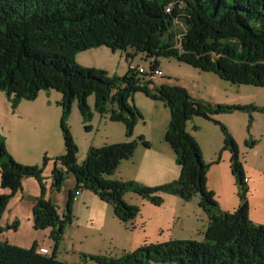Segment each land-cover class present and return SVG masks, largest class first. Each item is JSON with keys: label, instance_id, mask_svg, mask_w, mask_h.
Segmentation results:
<instances>
[{"label": "trees", "instance_id": "obj_1", "mask_svg": "<svg viewBox=\"0 0 264 264\" xmlns=\"http://www.w3.org/2000/svg\"><path fill=\"white\" fill-rule=\"evenodd\" d=\"M103 47L120 51L131 63L126 75L110 78L105 71L77 64L79 53ZM139 55L150 61L153 72H160V60L172 58L233 85L264 88V0H0V90L10 99L12 110L22 101H35L43 91L61 94L65 151L54 158L51 187L61 191L69 176L77 183L61 215L45 200L43 172L51 159L45 156L36 167L22 165L0 136V187L6 192L0 195V264H73L59 261L55 252H41L37 244L28 249L1 241L2 216L10 200L22 191L25 178L36 179L41 185L42 195L32 218L35 229L50 230L55 250L73 221L75 190L96 194L124 225L141 213L125 202L128 193H136L153 206H159L166 195L185 202L200 197L199 208L209 219L203 242L145 243L121 258L81 255L82 264H264V226L249 218L250 189L237 143L214 118L237 108L204 103L181 86L163 83L157 90L150 87L154 74L141 75L132 66ZM137 92L170 110L165 140L181 173L176 181L156 188L113 179L121 161L134 156L139 146L150 148L143 137L130 141L141 119L130 104ZM91 96L94 109L88 103ZM74 103L85 124L91 122L92 111L108 116L113 123H123L128 141L91 148L79 163V149L69 127ZM194 117L214 122L224 135L223 149L230 152L240 199L231 213L222 211L207 190L210 166L187 131Z\"/></svg>", "mask_w": 264, "mask_h": 264}, {"label": "rangeland", "instance_id": "obj_2", "mask_svg": "<svg viewBox=\"0 0 264 264\" xmlns=\"http://www.w3.org/2000/svg\"><path fill=\"white\" fill-rule=\"evenodd\" d=\"M76 60L81 68L105 71L110 78L123 77L127 74L129 64H131L126 61L120 51L112 52L105 47L79 53ZM150 65V61H145L140 55L136 56L132 62L133 67H141L146 71L149 70ZM159 69L160 73L154 75L151 80L156 87L163 83L181 86L193 98L204 103L237 108L215 115L214 118L227 128L237 143L239 162L244 169L245 178L250 181V191L247 194L250 204L249 218L252 223L264 226V88L233 85L214 73H203L199 69L172 58L160 60ZM53 95L56 94L53 93ZM25 102L35 103V101ZM88 103L93 105V96L89 97ZM130 104L137 108L141 116L130 141L142 138L141 135L135 137V133L147 134L153 129L165 131L169 127L170 111L164 103L155 102V100L137 92L131 98ZM92 112L91 122L85 124L78 112L77 103H74L71 108L69 127L75 143H78L82 148L84 147V150H80L77 145L79 163L84 161L89 150L93 148L92 143L102 140L106 130V121L101 120V116L94 111ZM36 113H38V117L35 122L27 120L24 122L20 114L17 115L16 119L8 122L9 119L5 110L0 107V128L7 133L12 129L16 136L25 132L24 135L29 140L32 139L34 148L29 150L28 143L25 161L18 162L31 167L42 165L43 158L48 157L45 147L47 146V139L53 137L52 132L43 128L47 136V139H43V132L39 129L43 127L42 125L51 122L43 114V119L41 118L40 110L36 111L31 108V116L35 117ZM19 116L20 118H18ZM93 117L97 118L96 121ZM111 125L112 127H124L123 123H111ZM220 129L214 122L204 120L201 117H194L187 127V131L198 142L204 162L210 166L207 174V190L213 194L221 210L231 213L240 205L239 188L232 176L230 152L223 149L224 135ZM83 155L84 158L80 159ZM139 159L141 160V157ZM133 160L132 156L130 159L121 162L130 164ZM44 186L45 182L43 181ZM84 193H89L91 198L101 205L94 206V208L86 207L79 211L73 203V221L66 226L60 244L56 248L58 260H65L68 255V261L74 260L77 261L76 264H82L81 255L121 258L124 253L137 250L145 243L167 244L172 241H197V243H201L205 239L204 235L209 219L207 214L199 208L200 197L198 195L190 202H185L176 196L166 195L159 206H153L151 202L144 200L136 193H128L124 197L125 202L130 206L139 208L141 213L138 218L124 225L114 218L115 215L110 206L100 203L101 199L96 194L89 190H85ZM60 214L64 215L65 212H60ZM128 245L130 248H126ZM39 250L43 252L45 249L39 248ZM48 254L51 252L48 251ZM88 264L90 263L88 262Z\"/></svg>", "mask_w": 264, "mask_h": 264}, {"label": "crops", "instance_id": "obj_3", "mask_svg": "<svg viewBox=\"0 0 264 264\" xmlns=\"http://www.w3.org/2000/svg\"><path fill=\"white\" fill-rule=\"evenodd\" d=\"M122 56L125 57L123 54ZM150 87L154 88L155 85L153 84ZM53 93L56 95H53ZM61 99V94L58 92L43 91L40 92L34 104L22 101L15 110H11L12 104L10 99L5 95V93L2 92V90H0V107L5 110L6 116L9 119L8 122H11L12 119H16L18 114L23 117L24 122H26V120L29 122L37 121L38 113L35 114V117H32L31 108L36 111L40 110L41 118L43 119V114L46 116L47 120L51 122L47 123L48 126L42 125L43 127L39 129L41 132H43V139H47V136L44 132L45 130L43 128H47L48 131L52 132L53 134L52 138L47 139V146L45 147L47 156L51 159L47 168L44 169L43 172V181L45 182L46 192L45 200L55 205L60 210V212L64 213L68 200H70V192L74 189L77 183L73 176H69L66 184L64 185L65 188L63 187L61 192L55 191L51 187V184L53 183L52 173L56 166L54 158L64 154L65 151L63 136L60 129L62 110L59 103L61 102ZM89 105L92 109L94 108V103L93 105L89 103ZM20 116L18 118H20ZM74 117L75 116L73 114V118ZM100 118L101 120L106 121V130L102 140H98L97 142L94 141L92 143L93 148H100L107 144L112 145L128 141L125 127H112L111 123L113 122L109 120L108 116H101ZM93 119L96 121L97 118L93 117ZM165 133L166 129L165 131L161 129H153L147 134H140L139 132L135 133V137L137 135L144 137L146 141L150 143V148L139 146L133 156L134 160L130 162V164H123L121 162L118 171H116L115 175L113 176V179L122 180L124 182L134 181L152 188L176 181L179 178L181 169L176 164V155L173 149L165 140ZM24 134L25 132L16 136L12 129L7 133L5 130L0 128V136L5 140L9 153L14 157V159H16L17 162L25 161V155L28 153V143L29 150L30 148H34L32 139L29 140ZM77 145L79 146L78 143ZM81 149L84 150V147H80V150ZM139 157H141V160ZM82 158H84V155L80 159ZM39 184L40 183L36 179L25 178L22 183V191L10 200L7 211L3 214L1 220L2 227L4 228L2 240L8 241L9 243L13 244V246H19L28 249H30L32 245L37 244L38 248L48 250L52 254L53 252L56 253L57 249H54L55 243L50 239V230L40 231L35 229L32 218L33 208L37 202V199H39L42 195V190ZM249 184L250 181L248 180V187H250ZM84 192L85 190L82 191L80 201L75 204L79 211L84 210L86 207L91 206V208H94V206L101 205L99 202H96L93 198H91L89 193ZM5 193L6 192H4L0 187V195ZM100 203L104 202L100 201ZM15 225L17 226V229H10V227ZM126 248H130V246L128 245ZM68 260L69 257L67 255L65 260L59 261L73 264H76L77 262L74 260Z\"/></svg>", "mask_w": 264, "mask_h": 264}, {"label": "built area", "instance_id": "obj_4", "mask_svg": "<svg viewBox=\"0 0 264 264\" xmlns=\"http://www.w3.org/2000/svg\"><path fill=\"white\" fill-rule=\"evenodd\" d=\"M135 69L141 74V75H151V74H154V75H157L159 74L160 72H156V71H152L151 69H149L148 71L142 69L141 67H135ZM245 183H248V180L246 179L245 180ZM82 191L81 189H78V190H75L74 191V197H73V200L72 202L73 203H78V201H80V197H81V194H82Z\"/></svg>", "mask_w": 264, "mask_h": 264}, {"label": "water", "instance_id": "obj_5", "mask_svg": "<svg viewBox=\"0 0 264 264\" xmlns=\"http://www.w3.org/2000/svg\"><path fill=\"white\" fill-rule=\"evenodd\" d=\"M154 89H156V90H157V89H158V87H156V86H155V87H154Z\"/></svg>", "mask_w": 264, "mask_h": 264}, {"label": "bare ground", "instance_id": "obj_6", "mask_svg": "<svg viewBox=\"0 0 264 264\" xmlns=\"http://www.w3.org/2000/svg\"><path fill=\"white\" fill-rule=\"evenodd\" d=\"M170 11V10H169Z\"/></svg>", "mask_w": 264, "mask_h": 264}]
</instances>
